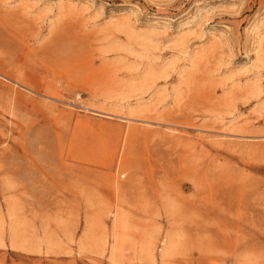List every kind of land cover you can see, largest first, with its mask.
<instances>
[{
  "label": "rangeland",
  "instance_id": "obj_1",
  "mask_svg": "<svg viewBox=\"0 0 264 264\" xmlns=\"http://www.w3.org/2000/svg\"><path fill=\"white\" fill-rule=\"evenodd\" d=\"M0 264H264V0H0Z\"/></svg>",
  "mask_w": 264,
  "mask_h": 264
},
{
  "label": "bare ground",
  "instance_id": "obj_2",
  "mask_svg": "<svg viewBox=\"0 0 264 264\" xmlns=\"http://www.w3.org/2000/svg\"><path fill=\"white\" fill-rule=\"evenodd\" d=\"M128 121V120H127ZM117 247V246H116ZM114 252V251H113ZM114 254V253H113Z\"/></svg>",
  "mask_w": 264,
  "mask_h": 264
}]
</instances>
